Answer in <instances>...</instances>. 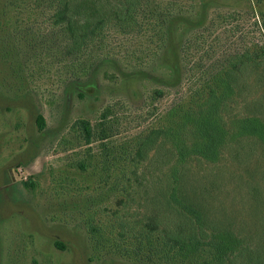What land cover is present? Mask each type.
Listing matches in <instances>:
<instances>
[{
    "label": "rangeland",
    "instance_id": "374dc122",
    "mask_svg": "<svg viewBox=\"0 0 264 264\" xmlns=\"http://www.w3.org/2000/svg\"><path fill=\"white\" fill-rule=\"evenodd\" d=\"M141 3L135 26L111 24L75 56L54 27V0H0V264H152L147 246L139 247L147 240L140 225L160 210L150 201L151 173L169 169L165 153L137 169L140 182L129 167L122 179L102 148L120 157L121 147L133 150L231 56L263 46L264 0ZM83 68L98 72L75 82ZM244 104L238 113L248 112ZM82 120L95 132L90 143ZM236 145L218 164L191 165L188 186L209 193L212 218L225 211L261 232L263 217H250L245 185L264 172V146L236 158Z\"/></svg>",
    "mask_w": 264,
    "mask_h": 264
},
{
    "label": "trees",
    "instance_id": "16d2710c",
    "mask_svg": "<svg viewBox=\"0 0 264 264\" xmlns=\"http://www.w3.org/2000/svg\"><path fill=\"white\" fill-rule=\"evenodd\" d=\"M141 8V0H54V27L65 34L69 54L77 56L86 52L109 25L135 26ZM83 70L84 77H76L75 82L81 78L90 81L98 72L96 68ZM218 73L169 113L168 124L150 129L133 150L121 147L120 157L113 147L102 148V157L121 168L122 179L129 167L130 175L140 182L137 169L151 157L165 153L169 169L151 173L156 194L150 201L160 210L140 225L141 235L147 240L139 247L147 246L149 263L264 264V230L250 231L248 223L240 221L241 216L229 217L225 211L219 218H212L206 203L211 197L209 193H198L188 186L191 165L220 163L230 144H237L236 158L257 154V142L264 146V45L231 56ZM255 90H262L260 99H251ZM156 93L161 96L163 90ZM244 94L250 98H243ZM241 103H245L246 114L237 112ZM108 112L102 118H107ZM80 124L90 143L95 137L91 123L82 120ZM37 125L40 130L46 126L41 114L37 116ZM98 138H108L104 123ZM257 175L245 185L250 197L249 214L253 218L260 213L264 221V172ZM161 207L168 208V212ZM224 207L223 204L219 210H225Z\"/></svg>",
    "mask_w": 264,
    "mask_h": 264
}]
</instances>
